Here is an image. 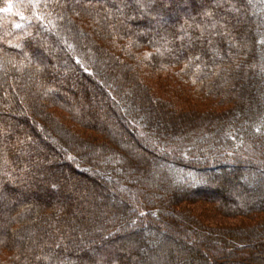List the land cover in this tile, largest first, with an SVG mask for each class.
Returning a JSON list of instances; mask_svg holds the SVG:
<instances>
[{
    "label": "trees",
    "instance_id": "trees-1",
    "mask_svg": "<svg viewBox=\"0 0 264 264\" xmlns=\"http://www.w3.org/2000/svg\"><path fill=\"white\" fill-rule=\"evenodd\" d=\"M256 1L0 0V264H264Z\"/></svg>",
    "mask_w": 264,
    "mask_h": 264
},
{
    "label": "rangeland",
    "instance_id": "rangeland-1",
    "mask_svg": "<svg viewBox=\"0 0 264 264\" xmlns=\"http://www.w3.org/2000/svg\"><path fill=\"white\" fill-rule=\"evenodd\" d=\"M247 2H248V4H250V5H252L253 4V2L254 3H257V1L256 0H246ZM52 137H54L53 135H52ZM53 143V142H52ZM58 145V144H57ZM59 146V145H58ZM231 190L233 191V192H235V189L234 188H230V190H229V188H227L226 189V191H225V193H230L231 192ZM102 193H103V189H102ZM113 193V192H112ZM194 212L196 213V214H200V215H202L203 216V218H204V220L206 221V220H209V218L210 219H218V217H216L215 216V218L214 217H209V216H213V214L208 210V208H203V207H201V206H195V210H194ZM143 258H147V256H146V254L144 255V257ZM240 258H233V259H219V260H216V263L215 264H240V262H241V260H239Z\"/></svg>",
    "mask_w": 264,
    "mask_h": 264
}]
</instances>
